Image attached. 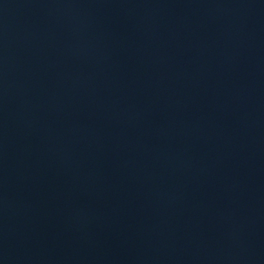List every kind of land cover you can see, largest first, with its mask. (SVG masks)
<instances>
[{
	"label": "water",
	"instance_id": "1",
	"mask_svg": "<svg viewBox=\"0 0 264 264\" xmlns=\"http://www.w3.org/2000/svg\"><path fill=\"white\" fill-rule=\"evenodd\" d=\"M263 243L264 0H0V264Z\"/></svg>",
	"mask_w": 264,
	"mask_h": 264
}]
</instances>
